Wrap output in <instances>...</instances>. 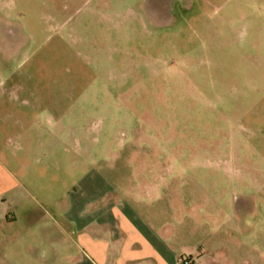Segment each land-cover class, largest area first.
I'll use <instances>...</instances> for the list:
<instances>
[{
	"label": "rangeland",
	"instance_id": "rangeland-1",
	"mask_svg": "<svg viewBox=\"0 0 264 264\" xmlns=\"http://www.w3.org/2000/svg\"><path fill=\"white\" fill-rule=\"evenodd\" d=\"M1 95L31 195L0 264H87L73 209L121 158L238 204L222 250L264 264V0H0ZM244 215L254 243L236 246Z\"/></svg>",
	"mask_w": 264,
	"mask_h": 264
},
{
	"label": "crops",
	"instance_id": "crops-1",
	"mask_svg": "<svg viewBox=\"0 0 264 264\" xmlns=\"http://www.w3.org/2000/svg\"><path fill=\"white\" fill-rule=\"evenodd\" d=\"M11 97L14 102L16 96ZM1 100L6 103L4 95ZM17 116L0 110V246L8 247L17 246L18 237L11 229L23 220L30 194L13 171L15 165L8 155L10 146L22 136L10 130V121L15 124ZM3 133L6 137L2 140ZM12 155L15 157V152ZM144 163L130 158L106 159L99 165L100 184L96 185L98 176L89 179L88 207L84 211L74 208L72 214L79 232L76 246L87 264H180L184 257L191 258L192 264H234L222 250L231 239L218 221L224 223L227 218L230 223V217L240 215L238 204L233 217L215 202L211 205L209 194L204 197L200 192L201 198H194L186 178L172 181L168 173L146 174ZM60 199L53 200V205ZM238 220L236 232L247 237L236 246L253 244L250 234L256 229L251 230L245 215L243 221L239 216ZM77 263H84L83 258Z\"/></svg>",
	"mask_w": 264,
	"mask_h": 264
},
{
	"label": "built area",
	"instance_id": "built-area-1",
	"mask_svg": "<svg viewBox=\"0 0 264 264\" xmlns=\"http://www.w3.org/2000/svg\"><path fill=\"white\" fill-rule=\"evenodd\" d=\"M183 260V264H192V260L190 258H184Z\"/></svg>",
	"mask_w": 264,
	"mask_h": 264
}]
</instances>
